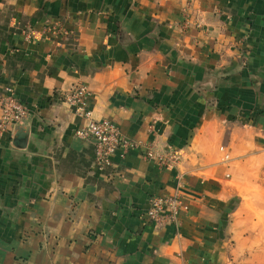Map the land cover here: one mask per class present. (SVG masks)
Masks as SVG:
<instances>
[{
  "label": "crops",
  "instance_id": "0c3cea01",
  "mask_svg": "<svg viewBox=\"0 0 264 264\" xmlns=\"http://www.w3.org/2000/svg\"><path fill=\"white\" fill-rule=\"evenodd\" d=\"M175 151L95 158L65 100ZM0 264H232L264 247V0H0ZM182 195L177 223L147 216ZM240 251V252H239Z\"/></svg>",
  "mask_w": 264,
  "mask_h": 264
},
{
  "label": "built area",
  "instance_id": "2783aa9c",
  "mask_svg": "<svg viewBox=\"0 0 264 264\" xmlns=\"http://www.w3.org/2000/svg\"><path fill=\"white\" fill-rule=\"evenodd\" d=\"M89 91L85 85H74L65 94V100L75 111L84 116L87 124L84 128L76 131V135L81 139H92L95 144V158L101 165L111 162L112 156L120 151L122 156H126L135 149H143L147 159H156L165 167L174 166L178 160L177 152L172 151L169 155L158 154L151 145L141 143L137 140L125 137L117 126L108 119H97L93 116V111L88 103ZM28 114L25 104L19 101L13 90L6 87L0 93V135L9 126L21 123ZM185 208L182 195L173 196L155 195L150 200L147 210L148 219L156 225L164 223H177L181 211Z\"/></svg>",
  "mask_w": 264,
  "mask_h": 264
},
{
  "label": "rangeland",
  "instance_id": "374dc122",
  "mask_svg": "<svg viewBox=\"0 0 264 264\" xmlns=\"http://www.w3.org/2000/svg\"><path fill=\"white\" fill-rule=\"evenodd\" d=\"M252 251L236 253L232 264H264V247H255Z\"/></svg>",
  "mask_w": 264,
  "mask_h": 264
}]
</instances>
